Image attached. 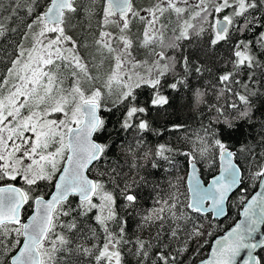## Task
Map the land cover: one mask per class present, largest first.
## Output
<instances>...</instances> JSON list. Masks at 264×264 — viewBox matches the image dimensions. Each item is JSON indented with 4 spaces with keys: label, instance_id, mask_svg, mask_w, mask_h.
I'll return each instance as SVG.
<instances>
[{
    "label": "snow or ice",
    "instance_id": "6c2138e0",
    "mask_svg": "<svg viewBox=\"0 0 264 264\" xmlns=\"http://www.w3.org/2000/svg\"><path fill=\"white\" fill-rule=\"evenodd\" d=\"M0 40V264H264V0H0Z\"/></svg>",
    "mask_w": 264,
    "mask_h": 264
},
{
    "label": "trees",
    "instance_id": "16d2710c",
    "mask_svg": "<svg viewBox=\"0 0 264 264\" xmlns=\"http://www.w3.org/2000/svg\"><path fill=\"white\" fill-rule=\"evenodd\" d=\"M6 15V13H5ZM15 26V25H12ZM8 44V41H3L0 40V47H6ZM11 51V49L9 48V52ZM3 57V53L0 52V58ZM0 71H3V66L0 65ZM173 96H175V100H174V106H175V112L176 115L172 116V119L175 120L177 118V116H179L180 119L182 120H186L191 128H196L198 127V118L193 120L189 117L188 111L187 109H183L180 108L179 106L185 103V99L182 96H176V94H172ZM145 99V96H141L140 100L143 101ZM107 115L105 113V116L107 118ZM154 115V113H153ZM207 121H205L206 123ZM164 123L163 120L158 121V125L162 126ZM157 124H154V127L158 126ZM177 135H182V133H168L167 131H164L163 135L160 137H157L155 135H153L152 133H148L146 136V139L151 143V144H155V143H162L165 140L168 139H172L173 143H175V136ZM240 140H242V136L237 135L234 139H233V143L236 144L238 143ZM256 189V188H255ZM255 189L253 188H249V193L251 194ZM151 204V200H148L145 203V207L149 206ZM242 205L239 204V202L236 200V196L233 195L232 198L229 200L228 202V210H227V216L221 220H215L214 224H219L221 227L220 229H215L214 230V234L211 237H207L209 244H205L204 245V249H203V253H207V251L209 250L210 244L211 242L220 234H222L225 230H227L232 224H234L240 215V209H241ZM211 219V217H209ZM200 243H203V240L200 241ZM196 245L195 243L193 244V248H195ZM202 253V254H203Z\"/></svg>",
    "mask_w": 264,
    "mask_h": 264
},
{
    "label": "water",
    "instance_id": "95a60500",
    "mask_svg": "<svg viewBox=\"0 0 264 264\" xmlns=\"http://www.w3.org/2000/svg\"><path fill=\"white\" fill-rule=\"evenodd\" d=\"M256 190H259V189L256 188L254 191H256ZM254 191H253L252 193H254ZM252 193H251V194H252ZM242 207H243V206H242ZM242 207H241V209H240V212L242 211ZM227 210H228V204H227ZM226 216H227V215H226ZM226 216H225V217H226ZM225 217H221V218H219L218 221L223 220ZM242 219H243V217H242L241 215H239V218H238V220H237L236 222H238V221H240V220H242ZM236 222H235V223H236ZM235 223H234V224H235ZM234 224H232L230 227L234 226ZM230 227H229V228H230ZM229 228H228V229H229ZM228 229H227V230H228ZM225 231H226V230H225ZM223 234H224V232H223L222 234H220V235H223ZM220 235H219V236H220ZM217 237H218V236H217ZM217 237H216V238H217ZM216 238H215V239H216ZM261 238H264V225L261 226L260 231H259V232L257 233V235H256V239H257V240H259V239H261ZM215 239H214V240H215ZM214 240H213V241H214ZM243 255H244V254L242 253V256H243ZM238 259H239V258H238Z\"/></svg>",
    "mask_w": 264,
    "mask_h": 264
}]
</instances>
